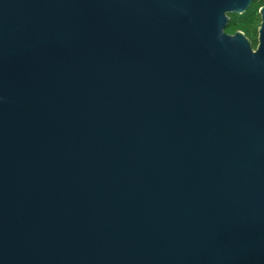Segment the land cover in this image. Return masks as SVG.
<instances>
[{"label":"water","instance_id":"95a60500","mask_svg":"<svg viewBox=\"0 0 264 264\" xmlns=\"http://www.w3.org/2000/svg\"><path fill=\"white\" fill-rule=\"evenodd\" d=\"M0 0V264H264V4Z\"/></svg>","mask_w":264,"mask_h":264},{"label":"trees","instance_id":"16d2710c","mask_svg":"<svg viewBox=\"0 0 264 264\" xmlns=\"http://www.w3.org/2000/svg\"><path fill=\"white\" fill-rule=\"evenodd\" d=\"M263 4L264 0H254L245 13L231 14L226 31L231 34L238 30L243 31L251 40L253 47L256 48L258 45V29L261 22L259 9Z\"/></svg>","mask_w":264,"mask_h":264}]
</instances>
